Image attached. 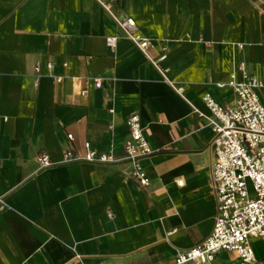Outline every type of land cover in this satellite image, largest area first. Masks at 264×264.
I'll return each instance as SVG.
<instances>
[{
    "label": "crops",
    "instance_id": "crops-1",
    "mask_svg": "<svg viewBox=\"0 0 264 264\" xmlns=\"http://www.w3.org/2000/svg\"><path fill=\"white\" fill-rule=\"evenodd\" d=\"M111 8L152 40L150 55L167 41L163 66L184 97L97 0H0V264H64L73 250L86 264H172L212 231L214 133L192 106L207 113L205 93L230 104L233 92L217 84L240 63L264 81V0H115ZM130 114L153 150L141 161L145 188L124 161L39 164L41 152L53 162L68 146L83 154L85 141L122 158ZM255 257L251 264H264ZM216 260L237 264L230 251Z\"/></svg>",
    "mask_w": 264,
    "mask_h": 264
},
{
    "label": "built area",
    "instance_id": "built-area-1",
    "mask_svg": "<svg viewBox=\"0 0 264 264\" xmlns=\"http://www.w3.org/2000/svg\"><path fill=\"white\" fill-rule=\"evenodd\" d=\"M97 1L115 20L121 34L143 53L161 78L169 83L177 94L184 97L183 88L169 80L168 70L163 66L169 53L167 41L161 44L157 56L150 55L149 49L153 42L139 33L134 19L116 16L111 8L115 0ZM117 40V35L105 38L106 45L111 49L116 46ZM47 67L51 69L52 63L49 62ZM34 71V84L37 85L39 66H35ZM238 72L240 78L237 76ZM61 78L56 77L57 80ZM87 82L95 89L101 86V80L97 78H88ZM217 86L231 89L234 100L230 104L221 105L209 93H205L202 101L207 113L192 106L193 112L203 117L214 133L211 141L214 154L211 183L216 201L213 228L203 241L179 251L172 264H220L216 260L220 251L235 253L237 264H251L256 262L251 240L264 238V102L259 93L264 92V81L258 76L248 74L243 63H240L229 80L218 83ZM80 94L87 97L88 89H82ZM125 123L129 138L123 146L124 155L120 159L116 158L111 150L100 152L94 149L90 142L85 141L83 154H76L68 146L58 162H53L45 152L38 154L37 160L41 167L57 163L113 164L124 161L130 165L131 179L145 188L149 184V178L141 161L150 156L153 150L147 142L138 114L128 115ZM72 139V134H67L68 142ZM248 183L251 184L253 194L249 193ZM177 184L181 186L182 181L178 180ZM4 206V199L0 197V209ZM109 215L111 216L110 213ZM64 264L86 263L82 255L73 250L72 257Z\"/></svg>",
    "mask_w": 264,
    "mask_h": 264
},
{
    "label": "rangeland",
    "instance_id": "rangeland-1",
    "mask_svg": "<svg viewBox=\"0 0 264 264\" xmlns=\"http://www.w3.org/2000/svg\"><path fill=\"white\" fill-rule=\"evenodd\" d=\"M249 187V193L253 194V190L251 188V184L248 183ZM254 251L256 255H259L263 259L264 262V238H259L255 243H254Z\"/></svg>",
    "mask_w": 264,
    "mask_h": 264
}]
</instances>
